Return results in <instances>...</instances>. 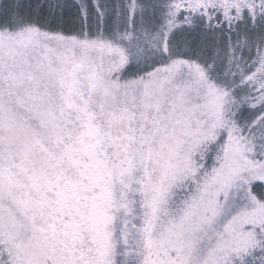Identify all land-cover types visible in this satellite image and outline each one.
I'll return each mask as SVG.
<instances>
[{"label": "snow or ice", "instance_id": "snow-or-ice-1", "mask_svg": "<svg viewBox=\"0 0 264 264\" xmlns=\"http://www.w3.org/2000/svg\"><path fill=\"white\" fill-rule=\"evenodd\" d=\"M0 264H264V0H0Z\"/></svg>", "mask_w": 264, "mask_h": 264}]
</instances>
